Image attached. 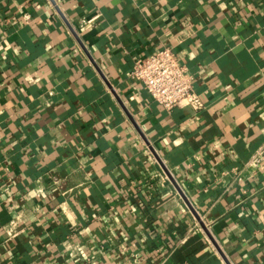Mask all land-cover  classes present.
<instances>
[{
  "label": "crops",
  "instance_id": "1",
  "mask_svg": "<svg viewBox=\"0 0 264 264\" xmlns=\"http://www.w3.org/2000/svg\"><path fill=\"white\" fill-rule=\"evenodd\" d=\"M0 264H264V0H0Z\"/></svg>",
  "mask_w": 264,
  "mask_h": 264
},
{
  "label": "built area",
  "instance_id": "2",
  "mask_svg": "<svg viewBox=\"0 0 264 264\" xmlns=\"http://www.w3.org/2000/svg\"><path fill=\"white\" fill-rule=\"evenodd\" d=\"M131 75L167 111L175 107H191L194 110L204 107L203 100L194 91V77L170 47L137 60ZM164 178L169 180L167 175Z\"/></svg>",
  "mask_w": 264,
  "mask_h": 264
},
{
  "label": "water",
  "instance_id": "3",
  "mask_svg": "<svg viewBox=\"0 0 264 264\" xmlns=\"http://www.w3.org/2000/svg\"><path fill=\"white\" fill-rule=\"evenodd\" d=\"M169 176V175H168ZM182 194V196L185 198L184 194L182 192H180ZM188 204L190 205L189 201L187 200Z\"/></svg>",
  "mask_w": 264,
  "mask_h": 264
}]
</instances>
